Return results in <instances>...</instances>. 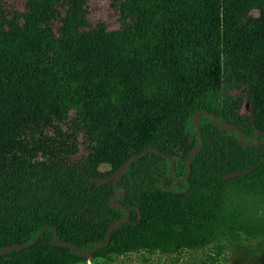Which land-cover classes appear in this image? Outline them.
<instances>
[{
	"label": "trees",
	"instance_id": "16d2710c",
	"mask_svg": "<svg viewBox=\"0 0 264 264\" xmlns=\"http://www.w3.org/2000/svg\"><path fill=\"white\" fill-rule=\"evenodd\" d=\"M106 1L114 24L94 20ZM247 102L249 111L241 112ZM264 0H0V264L264 261ZM82 153L79 159H71ZM251 170L223 181L225 175ZM240 261V262H238Z\"/></svg>",
	"mask_w": 264,
	"mask_h": 264
},
{
	"label": "water",
	"instance_id": "95a60500",
	"mask_svg": "<svg viewBox=\"0 0 264 264\" xmlns=\"http://www.w3.org/2000/svg\"><path fill=\"white\" fill-rule=\"evenodd\" d=\"M200 115L211 116V117L213 118V124H214V126L217 127V128L220 129V130H234V131H236V133H237V135H238V138H239V140H240V143H241L242 145H244V146H252V145H254V144H264V141H256L254 144L251 143V142L246 143V142L244 141V138H243V136H242V134H241V132H240L239 129L235 128L234 126H231V125L225 124V123L222 125V127H219L218 124H217V123H218V118H217V117L211 115V114L208 113V112L200 111V112H198V113L196 114L195 119H194V124H195L196 133H197L198 137L200 138V144H199L198 147L194 148V149L189 153V156H188L187 161H186V166H187V169H188V170H187V173H186V175L184 176V178H182V179H180V180H175V179L173 178V176H172V171L174 170V162H173L168 156H166L165 154H162V153L159 152V151L153 150V149H146V150H144L140 155H138V156H134V157L128 159V160L122 165L121 169H120L119 171H117L115 174H113V175H111V176H109V177H107V178H104V179H103V178H94V177H93V178H90V180H89L90 183H92V184L95 183V184L100 185V186H104V185H107V184H109V183L114 184V186H115L117 189H119L120 191H119L118 193H116L112 198H110L109 202H110V205H111L112 207H120V208H121L122 206H121L120 204L115 203V202H112V199H115V198H117V197H121V196H123L124 193H125V190L122 189V188H120V187L116 184V182L120 179V177H121L122 174L124 173V171H125L126 166H127L128 163H131V162H133V161H137V160H139L140 158L146 156L151 150L154 151V152H156L158 155H160V156L166 158L167 160H169V162H170L169 177H170L172 180H174V181H176V182H178V183L184 182V181L189 177V175H190V173H191V164H190V163H191L192 156L195 155L196 153H198L199 150L201 149L202 145H203V141H202V139H201V135H200V133H199V116H200ZM250 172H251V170H246V171H242V172L229 173V174H227V175L224 176L223 181H226V180H229V179H232V178H235V177L245 176V175H247V174L250 173ZM125 213H126V217H125L124 220H122V221H115V222H113V223L109 226V228H108V230H107V240H106V242H104L103 244H101V245L95 247L94 249H92V250H91L90 252H88V253L83 252L81 249H79V248H77V247H75V246H73V245L66 244V243L62 242V241L59 239V237H58V235H57L56 232L54 233V240H55V243H56L58 246H60V247H63V248H67V249L72 250L73 252L77 253V255H78L79 257H81V258H84V259H91V258L93 257V255H94L96 252H98V251L104 249V248L108 245V243H109V241H110V238H111V229H112V227L115 226V225H119V224L125 223V222H127V221L129 220V211H128L127 209H125ZM46 229H47L46 226L43 227V228H41V229L39 230V232L37 233V235L34 237V239H33L30 243H28V244H25V245L15 244V245H10V246H8V247L3 248V249L0 251V257L9 254L12 250H15V249H29V248H31V247H32V246L38 241V239L40 238V236L43 234V232H44Z\"/></svg>",
	"mask_w": 264,
	"mask_h": 264
},
{
	"label": "rangeland",
	"instance_id": "374dc122",
	"mask_svg": "<svg viewBox=\"0 0 264 264\" xmlns=\"http://www.w3.org/2000/svg\"><path fill=\"white\" fill-rule=\"evenodd\" d=\"M93 16L94 20H107L110 21L112 24H114L117 20V13L116 11L109 5L106 1H98L95 2L93 5ZM249 111V105L247 102H245L242 106L241 112L243 114H247ZM82 155V153H79L76 157L71 159V163L76 162L79 157ZM174 256H168L167 258L164 256H154L149 259L148 263H145L142 260V255L140 253L133 254L129 258H122L120 261L115 263H107L106 261L102 259H86V262H82L79 264H171V258ZM203 256L198 254H185L181 257V261H179V264H204L203 262ZM234 259L229 261L227 264H232ZM240 262V261H238ZM239 264H264V261H248V256L245 257V260L240 262Z\"/></svg>",
	"mask_w": 264,
	"mask_h": 264
}]
</instances>
